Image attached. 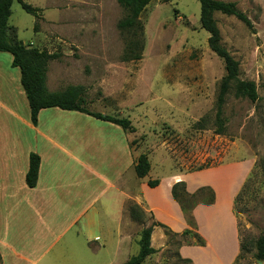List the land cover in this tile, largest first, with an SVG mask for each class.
Listing matches in <instances>:
<instances>
[{"label": "rangeland", "instance_id": "1", "mask_svg": "<svg viewBox=\"0 0 264 264\" xmlns=\"http://www.w3.org/2000/svg\"><path fill=\"white\" fill-rule=\"evenodd\" d=\"M23 1L40 9L39 18L14 0L8 24L23 43L58 54L48 62L50 88L62 91L69 84L83 85L89 110L127 117L134 130L127 132L109 122L57 108L45 109L41 117L52 111V116L60 119H91L101 127L99 131L120 144L121 159L131 166L127 176L135 175L131 157L146 153L150 170L144 178L161 180L162 189L167 180L173 184L183 181H175L178 174L229 165L187 175L190 189L210 182L224 194L239 174L234 163L250 165L234 199L239 244L245 248L235 264H264L253 257L255 241L264 233V0H224L236 2L251 27L234 16L214 13L222 45L238 61L240 78L254 81L258 94L252 103L236 98L230 90L222 107L224 130L219 134L214 125V103L225 70L223 61L208 47V33L199 22L198 0H152L132 8L118 0ZM139 40L142 47L133 52L138 58L132 59L130 49ZM145 186L149 188L147 182ZM198 188L188 192L185 183L189 194ZM143 195L152 201L158 198L147 190ZM208 198L204 192L198 199L182 197V202L190 207L196 200L203 203ZM131 203L137 204L126 201L128 220L124 224L130 237L120 252L113 251L111 244L101 249L102 237L90 242L79 239L61 249L64 238L43 255L41 263L107 264L112 260L113 264H126L138 251L140 231L153 222L138 204L142 211L135 210L131 217ZM99 204L100 200L94 207ZM162 210L169 212L170 208L163 206ZM162 234L164 247L144 264H191L176 255L180 239H169L163 229ZM187 240L193 241L191 237Z\"/></svg>", "mask_w": 264, "mask_h": 264}, {"label": "crops", "instance_id": "2", "mask_svg": "<svg viewBox=\"0 0 264 264\" xmlns=\"http://www.w3.org/2000/svg\"><path fill=\"white\" fill-rule=\"evenodd\" d=\"M6 53L0 52V264H48L41 263L43 255L64 238L61 249L78 243L79 239L90 242L102 237L101 249L111 244L113 251L120 252L130 237L124 225L128 220L125 210L128 200L150 213L152 221L174 232L188 228L181 208L171 195L173 181L167 180V186L162 189L159 180L157 186L149 189L145 186L148 178L143 180L131 173L127 176L131 166L122 161L120 144L99 131L101 127L94 121L79 117L60 119L53 117L52 111L50 116L41 117L45 109L57 108L52 107L41 109L33 124L20 85V71L11 66L12 56ZM48 69L49 64L46 86L56 92L47 82ZM31 153L40 159L34 187H28L25 182ZM136 157L132 156L129 161L133 168ZM227 166L182 173L175 179L183 180L188 192L208 186L214 193L211 203H197L191 211L195 231L204 244H184L178 248L180 257L190 259L193 264H233L239 253L233 207L250 165L234 163L239 174L233 178L234 182H229L224 194L210 182H200L194 189L187 182V175ZM146 190L154 192L157 200L143 195ZM98 200L99 207H94ZM163 206L170 211L162 210ZM100 217L107 222L103 223ZM164 245L162 229L155 226L151 246L159 250Z\"/></svg>", "mask_w": 264, "mask_h": 264}, {"label": "trees", "instance_id": "3", "mask_svg": "<svg viewBox=\"0 0 264 264\" xmlns=\"http://www.w3.org/2000/svg\"><path fill=\"white\" fill-rule=\"evenodd\" d=\"M14 0H0V52H7L12 56L11 66L17 67L20 71V85L25 93L29 110L30 120L33 124L37 122L38 112L41 109L57 107L61 110H71L86 114L95 119L109 122L111 124L119 126L122 130L127 132H133L134 128L131 121L127 117H118L102 112H96L89 110L85 104L84 93L85 87L83 85H69L62 91L51 92L46 86V71L47 65L50 60L58 57L55 52H48L44 49H38L32 46L30 43H23L17 38V34L14 28L8 24L9 17L11 15V5ZM21 8L27 13L33 15L35 18H39V8L33 7L23 0H16ZM125 7L132 8L135 6H145L152 0H118ZM168 2L171 0H163ZM200 4L199 22L202 29L208 33L207 44L209 49L215 53L224 64L225 74L222 76L214 107V125L215 131L219 134L224 130V119L222 117V107L226 101V96L233 90V95L236 98L247 99L250 102H255L258 99L256 84L252 80L240 78L239 63L230 54V52L222 45L219 28L214 18V13L219 12L224 15H230L236 17L247 27H251V21L244 12L238 9L236 2L224 1V0H198ZM36 28V24L34 25ZM142 47V42L139 40L134 47L130 49V57L137 59L138 55H134L133 52L136 48ZM132 141L130 144L134 143ZM39 156L35 153H31L28 158V169L25 174V182L28 187H34L36 185L38 168H39ZM150 170V162L146 153H141L134 161V172L138 178L145 177ZM159 180H147V186L153 188L157 186ZM207 192L209 198L203 203H211L214 199L213 190L208 186H202L198 188L194 193L189 194L185 190V182L177 181L171 186L172 198L178 203L181 208L184 218L190 227H194L195 223L192 216V208L201 203L196 200L190 207L183 205L182 197H188L189 199H198V197ZM240 194V193H239ZM238 194V196H239ZM236 196L235 199L238 197ZM135 210L142 211L141 208L131 203L129 206V214L132 217ZM155 226L163 229L165 235L169 239L179 238L180 241L176 243L177 251L176 255L179 258L178 248L181 245H203V239L192 228H186L181 232H174L168 226L153 221L149 226L142 228L139 233L137 241L138 251L135 255H132L126 262V264H144V260L156 253L158 250L151 246V234ZM187 237L193 239L192 242L187 240ZM253 257L257 261H264V233H262L255 241ZM245 252L244 245L240 243L239 254L235 258L233 264H235ZM191 264L192 261L188 258H182ZM158 264V263H156Z\"/></svg>", "mask_w": 264, "mask_h": 264}]
</instances>
